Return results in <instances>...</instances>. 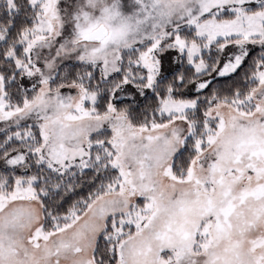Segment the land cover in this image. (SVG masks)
Wrapping results in <instances>:
<instances>
[{"label":"snow or ice","instance_id":"1","mask_svg":"<svg viewBox=\"0 0 264 264\" xmlns=\"http://www.w3.org/2000/svg\"><path fill=\"white\" fill-rule=\"evenodd\" d=\"M0 264H264V0H0Z\"/></svg>","mask_w":264,"mask_h":264}]
</instances>
